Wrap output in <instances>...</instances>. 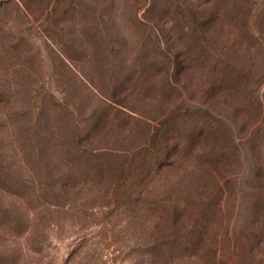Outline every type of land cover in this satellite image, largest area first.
<instances>
[{
	"label": "rangeland",
	"instance_id": "rangeland-1",
	"mask_svg": "<svg viewBox=\"0 0 264 264\" xmlns=\"http://www.w3.org/2000/svg\"><path fill=\"white\" fill-rule=\"evenodd\" d=\"M0 264H264V0H0Z\"/></svg>",
	"mask_w": 264,
	"mask_h": 264
},
{
	"label": "trees",
	"instance_id": "trees-1",
	"mask_svg": "<svg viewBox=\"0 0 264 264\" xmlns=\"http://www.w3.org/2000/svg\"><path fill=\"white\" fill-rule=\"evenodd\" d=\"M100 117L101 116L98 114L95 122L92 125L93 128L90 127L89 129H87L85 137L94 135L96 130L102 126L101 123H106L107 118L102 119ZM197 126V124L187 120L175 123L174 125H166L165 128L163 127L157 130L156 134L150 135L149 140H144L138 146L137 153L140 156V166L142 168H146L148 171L153 170L155 172L158 169V171H161L164 165H171L172 162H166L168 156L170 159V157H174L175 155H177L182 149L183 142H186L193 138H198L200 135H202L203 130H201L200 127L197 128ZM169 132L180 134V137H178V139L176 140H173L172 138L171 143L167 144V138L165 135ZM73 133L74 135L77 134V136L79 137L78 132H76V134L75 132ZM73 133H71V130L67 131L68 136H72ZM74 152H76V156L78 157L81 154V151L78 150H75ZM4 183L7 187H17L21 191V193H24L26 191L25 184H27V181H24V179L22 181L15 180L13 183L11 180L5 179ZM150 250L148 251L149 254L155 255L159 259H167L174 255H183V242L181 241V239L161 241L157 245L151 247Z\"/></svg>",
	"mask_w": 264,
	"mask_h": 264
}]
</instances>
